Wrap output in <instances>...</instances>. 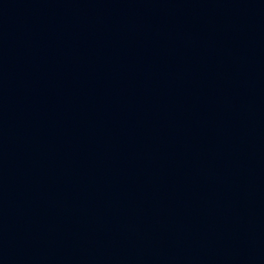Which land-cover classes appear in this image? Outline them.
Here are the masks:
<instances>
[{
    "label": "water",
    "instance_id": "water-1",
    "mask_svg": "<svg viewBox=\"0 0 264 264\" xmlns=\"http://www.w3.org/2000/svg\"><path fill=\"white\" fill-rule=\"evenodd\" d=\"M0 264H264V0H0Z\"/></svg>",
    "mask_w": 264,
    "mask_h": 264
}]
</instances>
